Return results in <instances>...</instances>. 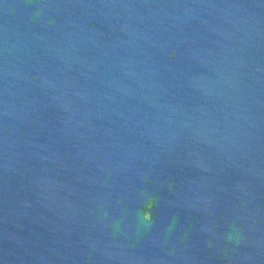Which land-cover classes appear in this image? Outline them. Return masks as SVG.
Instances as JSON below:
<instances>
[{"label":"water","instance_id":"obj_1","mask_svg":"<svg viewBox=\"0 0 264 264\" xmlns=\"http://www.w3.org/2000/svg\"><path fill=\"white\" fill-rule=\"evenodd\" d=\"M0 264H264V0H0Z\"/></svg>","mask_w":264,"mask_h":264}]
</instances>
